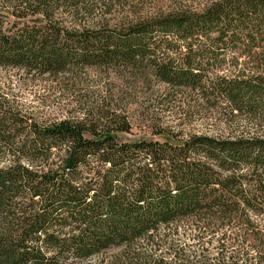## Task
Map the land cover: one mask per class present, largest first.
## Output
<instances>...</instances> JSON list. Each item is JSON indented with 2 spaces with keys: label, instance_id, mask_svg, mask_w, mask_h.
Returning a JSON list of instances; mask_svg holds the SVG:
<instances>
[{
  "label": "trees",
  "instance_id": "trees-1",
  "mask_svg": "<svg viewBox=\"0 0 264 264\" xmlns=\"http://www.w3.org/2000/svg\"><path fill=\"white\" fill-rule=\"evenodd\" d=\"M131 1L0 0V264H264V0Z\"/></svg>",
  "mask_w": 264,
  "mask_h": 264
},
{
  "label": "rangeland",
  "instance_id": "rangeland-1",
  "mask_svg": "<svg viewBox=\"0 0 264 264\" xmlns=\"http://www.w3.org/2000/svg\"><path fill=\"white\" fill-rule=\"evenodd\" d=\"M173 5V1L172 0H132L131 2H129V4L127 5H122V4H117L115 5L112 10L111 13L106 14L107 16H104V18H108V22L111 23V25H120L122 23H124V21H127L128 18H135L136 14L134 12H139V14H144L146 15L147 13H151L154 10L157 9H152L153 7L159 8L164 6V8H170ZM100 9L97 10L95 12L96 16H92L90 17V19L92 18L94 20V22H100L98 21L101 16L99 13ZM105 12V11H104ZM89 21V18H87ZM150 93V91H144V93H141L142 96L141 98L138 99L137 102V109L138 110H144L143 108L145 107V103L147 102V98L148 96H151L152 94H148ZM141 112H138L137 115L136 113L134 114V120L136 121L135 124L136 126L132 129L131 133L128 134H120V139L123 140H136V139H140V138H148V139H159V137H157L156 135L152 134V132L148 129L145 128L144 123L141 122L143 119V115H141ZM167 120H172V124L177 123V121H174L173 116L169 115L166 118ZM196 123L193 124L192 131L193 128H195V131H201L203 129H205L207 125H201L200 123L204 122L202 121V119L200 117H196ZM208 119V120H206ZM204 120H206V122L209 123H213L214 122V118H206ZM138 124H142L141 126H138Z\"/></svg>",
  "mask_w": 264,
  "mask_h": 264
}]
</instances>
